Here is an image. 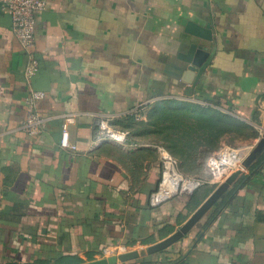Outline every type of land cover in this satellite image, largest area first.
<instances>
[{"label":"crops","instance_id":"crops-1","mask_svg":"<svg viewBox=\"0 0 264 264\" xmlns=\"http://www.w3.org/2000/svg\"><path fill=\"white\" fill-rule=\"evenodd\" d=\"M183 20L213 38L188 34ZM35 38L40 69L27 81L0 0V264H83L117 244L142 251L193 213L189 196L150 206L157 140H97L102 118L125 130L124 120H147L156 102L194 101L264 135V0H50L35 14ZM196 62L189 84L183 74ZM31 88L46 92L39 110L49 117L36 136L22 128ZM69 115L75 152L60 146ZM259 139L240 141L254 149ZM250 168L178 243L115 264H264V176Z\"/></svg>","mask_w":264,"mask_h":264},{"label":"built area","instance_id":"built-area-1","mask_svg":"<svg viewBox=\"0 0 264 264\" xmlns=\"http://www.w3.org/2000/svg\"><path fill=\"white\" fill-rule=\"evenodd\" d=\"M50 0H2L5 12L12 20V30L22 45L27 63L24 76L31 81L40 69V61L34 53L35 38V14L46 9ZM46 92L31 88L26 96V116L22 128L29 136H36L42 132L49 119L39 110V103L45 99ZM75 122V116H66L62 125L60 146L75 152L77 145L70 140L69 125ZM262 132H260L261 134ZM262 135V134H261ZM130 133L128 130L117 129L110 125L107 118H102L98 123L97 140H111L122 145H129ZM158 150L161 176L157 188L150 195V206L158 207L162 203L176 196H190L196 188L204 182L201 178L187 175L181 171L179 161L167 148L156 146ZM253 147H236L231 144H223L218 150L211 153L206 166L212 172H226L230 174L239 168H243V162ZM244 169V168H243ZM245 171V170H244ZM103 257L117 256L126 253L122 245L108 246L103 249Z\"/></svg>","mask_w":264,"mask_h":264},{"label":"trees","instance_id":"trees-1","mask_svg":"<svg viewBox=\"0 0 264 264\" xmlns=\"http://www.w3.org/2000/svg\"><path fill=\"white\" fill-rule=\"evenodd\" d=\"M146 119L137 121L127 118L122 122L121 127L130 133L129 141L132 134L154 138L158 142L157 145L164 146L178 159L181 171L191 176L202 173L205 167L207 168L206 162L209 155L219 149L224 139L235 136L245 139L261 137L260 131L245 120L227 111L224 112L216 106L203 105L194 101L156 102ZM253 120L255 121L256 118ZM250 167V173L252 172L254 176H264V149ZM244 178L245 176H241L237 181L238 184ZM201 179L204 182L189 196L187 202V209L191 213L216 188V185L210 184L209 180ZM234 185L232 190L238 186L236 183ZM229 193L230 190L226 192L224 199ZM219 204L218 202L215 206ZM259 221L264 222V213H259Z\"/></svg>","mask_w":264,"mask_h":264},{"label":"water","instance_id":"water-1","mask_svg":"<svg viewBox=\"0 0 264 264\" xmlns=\"http://www.w3.org/2000/svg\"><path fill=\"white\" fill-rule=\"evenodd\" d=\"M182 23L185 26V30L188 34L193 35L198 38L205 40H211L212 33L209 28H204L195 22L189 20H183ZM197 62L194 65L188 66L187 70L184 71L183 80L189 84H193L192 75L193 72L199 71L196 68ZM201 71V70H200ZM192 89V88H189ZM264 149V135L258 140L255 148L249 153L243 162V168H239L236 171L230 173L223 182L218 184L216 188L210 193V195L198 206V208L189 216V218L171 235L164 238L163 240L148 246L142 251H131L126 252L118 257L110 256L108 258H102L99 260H94L92 262H87L83 264H115L117 260L121 262H126L129 260L136 259L141 256L152 255L161 252L170 246L178 243L182 240L192 229L198 224L201 219H203L209 211L220 201V199L226 194L230 187L237 181V179L242 175L245 169L250 168L251 164L257 158V156Z\"/></svg>","mask_w":264,"mask_h":264},{"label":"rangeland","instance_id":"rangeland-1","mask_svg":"<svg viewBox=\"0 0 264 264\" xmlns=\"http://www.w3.org/2000/svg\"><path fill=\"white\" fill-rule=\"evenodd\" d=\"M241 139H244V138H239V137H237V136H235V137H231V138H226V139H224L222 142H221V144H225V143H227V144H231V145H233V146H236V147H243L244 145H242V141H240ZM249 140V139H248ZM220 144V145H221ZM211 174H212V172H210L206 167H205V170L202 172V173H199V174H195L194 176H197V177H200V178H203V179H205V180H209V179H211Z\"/></svg>","mask_w":264,"mask_h":264}]
</instances>
